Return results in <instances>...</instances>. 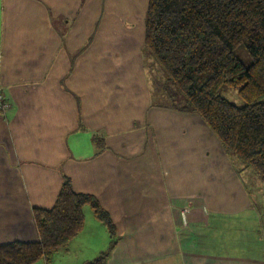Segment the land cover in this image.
Returning a JSON list of instances; mask_svg holds the SVG:
<instances>
[{"label": "crops", "instance_id": "obj_1", "mask_svg": "<svg viewBox=\"0 0 264 264\" xmlns=\"http://www.w3.org/2000/svg\"><path fill=\"white\" fill-rule=\"evenodd\" d=\"M119 8L0 0L9 103L0 112V244L37 239L31 209L51 207L67 176L114 223L107 264H264V180L225 152L199 114L153 104ZM189 131L201 146L182 155L174 142ZM91 210L83 205L74 237L100 221Z\"/></svg>", "mask_w": 264, "mask_h": 264}, {"label": "trees", "instance_id": "obj_2", "mask_svg": "<svg viewBox=\"0 0 264 264\" xmlns=\"http://www.w3.org/2000/svg\"><path fill=\"white\" fill-rule=\"evenodd\" d=\"M238 45L249 65L236 55ZM142 50L166 76L158 95L172 101L153 104L199 114L225 152L264 179V0H147ZM223 84L236 88L244 105L224 97ZM85 204L107 226L110 240L82 264H107L116 245L114 223L93 195L74 191L67 176L51 207L31 209L37 239L0 244V264L48 263L81 229Z\"/></svg>", "mask_w": 264, "mask_h": 264}, {"label": "rangeland", "instance_id": "obj_3", "mask_svg": "<svg viewBox=\"0 0 264 264\" xmlns=\"http://www.w3.org/2000/svg\"><path fill=\"white\" fill-rule=\"evenodd\" d=\"M106 1L109 2V0H106ZM113 1L114 3H117L119 5L120 7L119 9L121 11L120 13H124V14L119 15V17L121 16V18L124 19L127 25L134 27L133 29L135 33L133 32L132 37H131L133 41V45H134L132 57L133 59L138 58V57H143L144 76L147 79V81H145V77L143 76V74L140 72L141 73V76H140L138 72L137 75H139V77L141 78L139 81L142 83L141 86L145 87V84H146L145 82H147L146 87L150 90L151 97L154 101L163 102V103L172 102L171 99L165 98L164 96L161 97V95H158V90H159L158 86L161 85V82L165 80L166 76L160 70H159L160 73L157 72L156 65L151 64L152 63L151 60L145 57L144 52L142 50L143 47H141L142 42H143V32H142L143 28H142L141 21L144 18V13L146 9V1L145 0H118V1L113 0ZM129 14L133 15L131 19L128 16ZM235 53L245 65H249V63L251 62V58L246 52V49L243 45H238L235 48ZM153 75L157 76L158 81L160 82L155 83ZM169 87L171 88L170 85ZM220 93L224 97H226L228 100H230L232 103H234L235 105L242 106L245 103L244 100L238 95L237 89L228 84H223L221 86ZM166 108L170 109V107H166ZM182 120L183 119L180 118V122ZM176 122H179V121L176 120ZM81 138L87 141V138L88 139L90 138V133L84 132L81 135ZM182 138L183 139H181L180 142H174V144L176 145L177 151L179 150V152L182 155H186L190 151L192 152V148L200 149V146H201L200 143H192V133L190 131L188 133V136L182 137ZM199 154L202 156V151ZM253 179H254L253 175L251 176L248 175L247 180H253ZM86 207H90L89 204H86ZM93 223L96 226L94 224H91V226H89L91 230L88 236L85 235V237L82 239H79V237H73L72 240L66 244V246L60 247L55 252H53V254L50 257V261L46 264H82L85 261H88V260H91L97 257L100 252V251L99 252L97 251L98 248H102L101 251L106 250L109 246V240H110L108 233H107L108 231L107 226L102 221L101 222L98 221L97 222L98 224H96L95 222ZM116 237L117 235L115 232L113 234V238L115 239ZM36 261L35 263L33 262L31 264H45L44 260L42 259H38Z\"/></svg>", "mask_w": 264, "mask_h": 264}, {"label": "built area", "instance_id": "obj_4", "mask_svg": "<svg viewBox=\"0 0 264 264\" xmlns=\"http://www.w3.org/2000/svg\"><path fill=\"white\" fill-rule=\"evenodd\" d=\"M8 107H9V103L7 102V100H5V98L1 92V89H0V112H4V110ZM186 211H187V209L183 208L181 210V213H180L183 224L186 223Z\"/></svg>", "mask_w": 264, "mask_h": 264}]
</instances>
